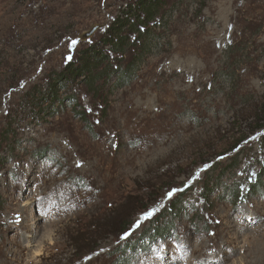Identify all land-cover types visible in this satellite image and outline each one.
Here are the masks:
<instances>
[{"label": "rangeland", "instance_id": "obj_1", "mask_svg": "<svg viewBox=\"0 0 264 264\" xmlns=\"http://www.w3.org/2000/svg\"><path fill=\"white\" fill-rule=\"evenodd\" d=\"M136 2L0 0V264H264V0Z\"/></svg>", "mask_w": 264, "mask_h": 264}, {"label": "trees", "instance_id": "obj_2", "mask_svg": "<svg viewBox=\"0 0 264 264\" xmlns=\"http://www.w3.org/2000/svg\"><path fill=\"white\" fill-rule=\"evenodd\" d=\"M159 2V0H137L136 4H133V6L131 5V7L128 8V12L126 13L127 18L128 19V24L127 26H130V28H132L133 30L136 28V31L138 30V26L139 28L142 27L141 24L145 23H150V21L154 20V16L156 15L155 13V4ZM157 20L161 19H155V21L151 24L153 26H156L157 24L155 23ZM121 23L120 21H118V24ZM116 25L115 27H110L109 28V33H112V36H110V40L108 41V43L113 47L117 46L118 48H121L122 46L126 45V40H120L121 39V33L120 31L117 32L118 28H120V25ZM122 26H125V23L122 24ZM135 27V28H134ZM131 29V30H132ZM139 31V30H138ZM140 31H143V33L145 32L144 28H140ZM135 33V32H134ZM136 34V33H135ZM132 38V34L129 35ZM129 37V39H130ZM138 38V37H137ZM136 37L133 38V42L135 43ZM121 50V49H120ZM69 66V65H68ZM70 67H66V71L64 74L60 75L59 78L57 79L56 82H54L51 86L50 89L48 91V101L52 104V106H54V104L56 102H61L62 98H59V93L60 90L62 88H65L66 85L72 84L74 82H71L74 80L75 75H77V71L75 70V72H71L72 69H69ZM80 72V71H79ZM78 72V73H79ZM111 73V71L107 72ZM69 74V75H67ZM80 74H86V70L84 73H80ZM78 76V75H77ZM73 78V79H72ZM90 78H92L90 76ZM125 78H127L125 76ZM69 99V98H68ZM264 175V173H263ZM263 175H261V180Z\"/></svg>", "mask_w": 264, "mask_h": 264}, {"label": "snow or ice", "instance_id": "obj_3", "mask_svg": "<svg viewBox=\"0 0 264 264\" xmlns=\"http://www.w3.org/2000/svg\"><path fill=\"white\" fill-rule=\"evenodd\" d=\"M89 42H91V41H89ZM229 42H230V41H229ZM78 43H79V41H78L77 39H72V40H71V47L74 49ZM218 46H219V45H218ZM66 59L70 61V60L72 59V57H71V56H68ZM189 79H191V77H189ZM20 87H21V88L24 87V84L21 83ZM253 139H256V137H253ZM221 158H223V157H221ZM78 166H80V165L78 164ZM197 175H198V174H197ZM174 194H175L174 192H169V193H168L169 198H171ZM155 211H156V209H152V210H150L149 212L145 213L143 219H144V220H147V219L151 218V216H153V215L155 214ZM139 225H140V222L138 221L137 224H136V227H139ZM129 235H131V233H126V234H125L123 237H121V238H122V239H127Z\"/></svg>", "mask_w": 264, "mask_h": 264}, {"label": "water", "instance_id": "obj_4", "mask_svg": "<svg viewBox=\"0 0 264 264\" xmlns=\"http://www.w3.org/2000/svg\"><path fill=\"white\" fill-rule=\"evenodd\" d=\"M98 29V26H93L92 28H90L84 35L83 38L85 40H89L90 37H92L94 35V33L96 32V30Z\"/></svg>", "mask_w": 264, "mask_h": 264}, {"label": "bare ground", "instance_id": "obj_5", "mask_svg": "<svg viewBox=\"0 0 264 264\" xmlns=\"http://www.w3.org/2000/svg\"><path fill=\"white\" fill-rule=\"evenodd\" d=\"M22 224V223H21Z\"/></svg>", "mask_w": 264, "mask_h": 264}]
</instances>
